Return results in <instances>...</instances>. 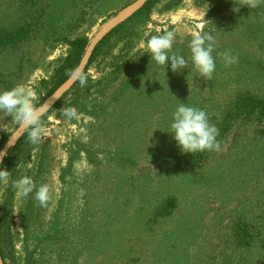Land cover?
<instances>
[{
  "label": "rangeland",
  "instance_id": "1",
  "mask_svg": "<svg viewBox=\"0 0 264 264\" xmlns=\"http://www.w3.org/2000/svg\"><path fill=\"white\" fill-rule=\"evenodd\" d=\"M135 1L0 0V31L34 25L30 39L0 50V92L23 87L39 109L34 87L65 58V40L91 41ZM247 2L160 0L149 20L133 21L112 42L84 77L91 88L77 85L42 126L41 141L28 140L29 162L14 155L0 187L6 264H264V120L240 119L221 149L190 169L176 162L193 154L168 133L181 103L204 109L219 129L238 94L264 97V4ZM167 31L186 59L192 36L212 32L211 80L191 64L176 73L169 63L164 72L151 60L148 40ZM223 53L237 63L225 66ZM69 110L77 117L68 120ZM19 125L0 112V139ZM23 176L48 186L46 206L12 188ZM169 197L177 207L166 218L159 210ZM242 221L255 240L248 250L235 235Z\"/></svg>",
  "mask_w": 264,
  "mask_h": 264
},
{
  "label": "clouds",
  "instance_id": "2",
  "mask_svg": "<svg viewBox=\"0 0 264 264\" xmlns=\"http://www.w3.org/2000/svg\"><path fill=\"white\" fill-rule=\"evenodd\" d=\"M264 4V0H248L245 4L249 8H256ZM233 11H239L234 8ZM176 34L174 31H167L163 35L153 36L147 42L148 54L157 66L165 67L170 63L171 70L179 73L183 69L191 68L205 80H211L216 70V60L213 55L215 51V36L211 31L194 34L188 44L190 58L173 51ZM225 66H231L238 61V57L229 53L221 54ZM84 79L80 78L78 83L84 84ZM33 94L26 92L23 87H15L10 90L0 92V112L14 115L17 122L28 129V138L31 143L37 144L42 139L43 128L40 122V112L34 107L32 101ZM68 120L77 117L75 111H66ZM170 133L176 141L182 153L196 154L199 152L219 151L221 143L218 139L219 129L210 122L208 113L201 108L189 106L181 103L171 113L169 124ZM10 172L0 168V183L9 180ZM12 188L16 193L26 198L34 193V199L39 206H46L49 200V188L43 184L37 188L36 184L29 176H23L12 181Z\"/></svg>",
  "mask_w": 264,
  "mask_h": 264
},
{
  "label": "trees",
  "instance_id": "3",
  "mask_svg": "<svg viewBox=\"0 0 264 264\" xmlns=\"http://www.w3.org/2000/svg\"><path fill=\"white\" fill-rule=\"evenodd\" d=\"M160 0H152L148 2L139 12H137L133 17L127 20L125 23L118 26L114 29L109 35H107L100 44L96 47L93 56L87 66L85 72L81 76V78L85 79V75L90 70V68L98 62L99 59L106 53V50L111 47L112 42L122 34L126 33L129 24L137 19L142 20H149V17L155 7V5ZM34 33V25L31 23L24 24L15 28L12 31H0V50L5 49L7 47H16L19 43L30 39L32 34ZM65 45L68 47L67 53L65 58H63L59 65L57 66L56 70L54 71L53 75L50 79H42L39 82V85L34 87V93L38 98L40 104H43L46 99L51 96L62 84H64L75 72L77 67L79 66L86 49L90 43V40L85 37H77L74 39H67L65 40ZM130 59L125 61H121L120 64H115L114 70L115 72H119L123 70L129 63ZM86 80V79H85ZM84 80V81H85ZM87 81V80H86ZM77 84L64 95V97L44 116L40 119L41 127L45 125L49 117L53 114V112L60 106L63 100L77 87ZM87 87L88 89L91 88L90 85H83V88ZM257 118L258 120H264V97L257 96L251 93H241L238 94L232 103L231 108L225 112L223 122L219 124V141L221 142L234 128L235 123L238 122L240 119H252ZM28 131L19 141V143L11 150V152L6 156L2 168L8 171L13 168L15 161L14 155L17 153L18 156L22 155L23 163L26 164L29 162V154L32 151L31 147L25 148L28 144ZM11 135L5 133L2 135L0 139V151L8 141ZM206 152H199L194 155H191L184 160L179 159L176 162V165L181 168H197L201 166L204 162ZM44 162V161H43ZM40 162L39 167H43L44 163ZM3 183H0V187ZM176 199L174 197H169L166 201L162 204L159 215L162 217H169L176 208ZM264 217V213H263ZM193 232V231H192ZM235 235L237 239L238 247H242L246 250L250 249L255 245V240L253 239L252 232L250 230V224L247 222H238L235 226ZM262 240V238H261ZM264 243V242H263ZM177 244V243H175ZM0 251L5 262V252L3 247L0 244ZM185 255V254H184ZM181 260L183 261L184 258L181 254ZM134 261V260H133ZM180 262V258H178ZM6 264V262H5Z\"/></svg>",
  "mask_w": 264,
  "mask_h": 264
},
{
  "label": "water",
  "instance_id": "4",
  "mask_svg": "<svg viewBox=\"0 0 264 264\" xmlns=\"http://www.w3.org/2000/svg\"><path fill=\"white\" fill-rule=\"evenodd\" d=\"M152 0H136L131 5L123 9L121 12L116 14L109 20L102 29L96 34V36L90 41L86 52L75 70L72 76L62 84L51 96H49L43 105L38 109L40 112V119L44 117L63 97L68 93L79 81L83 73L85 72L89 62L93 56L96 47L100 42L109 35L114 29H116L121 24L125 23L131 17H133L137 12H139L148 2ZM28 129H25L21 125L17 130L9 137L8 141L0 151V168H2L3 162L6 156L11 152V150L19 143L22 137L26 134ZM0 264H5L0 251Z\"/></svg>",
  "mask_w": 264,
  "mask_h": 264
}]
</instances>
